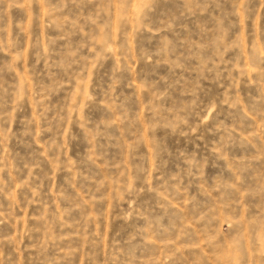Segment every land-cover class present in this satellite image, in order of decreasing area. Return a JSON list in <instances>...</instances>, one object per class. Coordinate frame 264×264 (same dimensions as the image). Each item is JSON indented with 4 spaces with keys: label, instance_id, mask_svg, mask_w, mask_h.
Returning a JSON list of instances; mask_svg holds the SVG:
<instances>
[{
    "label": "rangeland",
    "instance_id": "obj_1",
    "mask_svg": "<svg viewBox=\"0 0 264 264\" xmlns=\"http://www.w3.org/2000/svg\"><path fill=\"white\" fill-rule=\"evenodd\" d=\"M0 264H264V0H0Z\"/></svg>",
    "mask_w": 264,
    "mask_h": 264
}]
</instances>
